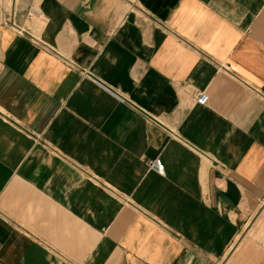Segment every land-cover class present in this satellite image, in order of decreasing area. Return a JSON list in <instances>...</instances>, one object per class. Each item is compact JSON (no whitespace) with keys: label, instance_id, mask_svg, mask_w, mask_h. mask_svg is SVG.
I'll return each instance as SVG.
<instances>
[{"label":"crops","instance_id":"obj_1","mask_svg":"<svg viewBox=\"0 0 264 264\" xmlns=\"http://www.w3.org/2000/svg\"><path fill=\"white\" fill-rule=\"evenodd\" d=\"M4 15L0 264H264V0Z\"/></svg>","mask_w":264,"mask_h":264},{"label":"built area","instance_id":"obj_2","mask_svg":"<svg viewBox=\"0 0 264 264\" xmlns=\"http://www.w3.org/2000/svg\"><path fill=\"white\" fill-rule=\"evenodd\" d=\"M34 12V11H33ZM195 101L196 103H205L206 101V95L202 92V93H197L196 97H195ZM150 168L155 169L156 172H158L159 174H164V164L161 161L160 158H155L151 164H150Z\"/></svg>","mask_w":264,"mask_h":264},{"label":"rangeland","instance_id":"obj_3","mask_svg":"<svg viewBox=\"0 0 264 264\" xmlns=\"http://www.w3.org/2000/svg\"><path fill=\"white\" fill-rule=\"evenodd\" d=\"M11 0H0V22L4 19V12L10 7Z\"/></svg>","mask_w":264,"mask_h":264}]
</instances>
